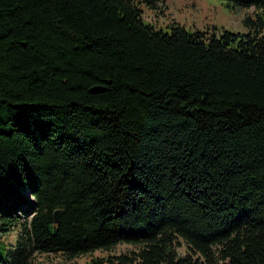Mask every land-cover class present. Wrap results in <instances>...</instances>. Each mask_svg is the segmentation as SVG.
<instances>
[{"label":"trees","instance_id":"obj_1","mask_svg":"<svg viewBox=\"0 0 264 264\" xmlns=\"http://www.w3.org/2000/svg\"><path fill=\"white\" fill-rule=\"evenodd\" d=\"M163 1L0 0V264H264V0L246 32Z\"/></svg>","mask_w":264,"mask_h":264},{"label":"rangeland","instance_id":"obj_2","mask_svg":"<svg viewBox=\"0 0 264 264\" xmlns=\"http://www.w3.org/2000/svg\"><path fill=\"white\" fill-rule=\"evenodd\" d=\"M158 7H147L141 4L146 20L153 22L156 26L166 27L175 21L186 25L189 30L208 29L216 26L217 29H229L233 31L246 32L248 27L244 20L247 16L253 17L254 6H240L228 0H164L159 2ZM264 28V27H263ZM16 231L11 233L15 237ZM11 241H14L10 239ZM138 250V246L129 243H120L113 247L110 253H122ZM186 246L179 249L184 253ZM102 250H96L94 254H102ZM88 258L70 257L64 253L37 254L31 264H81Z\"/></svg>","mask_w":264,"mask_h":264},{"label":"water","instance_id":"obj_3","mask_svg":"<svg viewBox=\"0 0 264 264\" xmlns=\"http://www.w3.org/2000/svg\"><path fill=\"white\" fill-rule=\"evenodd\" d=\"M61 216H62V209L61 208H57L54 211V222L57 223V224L60 223Z\"/></svg>","mask_w":264,"mask_h":264}]
</instances>
